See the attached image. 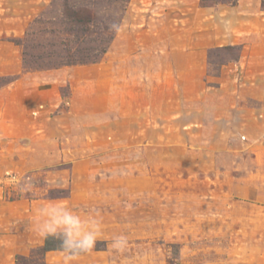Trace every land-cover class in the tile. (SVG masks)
I'll return each mask as SVG.
<instances>
[{
	"label": "rangeland",
	"instance_id": "1",
	"mask_svg": "<svg viewBox=\"0 0 264 264\" xmlns=\"http://www.w3.org/2000/svg\"><path fill=\"white\" fill-rule=\"evenodd\" d=\"M66 3L117 26L100 62L56 61ZM49 202L101 221L71 264H264L261 0H0V264H66Z\"/></svg>",
	"mask_w": 264,
	"mask_h": 264
},
{
	"label": "clouds",
	"instance_id": "2",
	"mask_svg": "<svg viewBox=\"0 0 264 264\" xmlns=\"http://www.w3.org/2000/svg\"><path fill=\"white\" fill-rule=\"evenodd\" d=\"M102 224L97 215L82 216L78 211L63 203L49 202L36 209L35 233L46 240L49 237L60 241V250L66 264H71L81 254L91 252L101 235ZM128 238L121 234L113 237L111 248L123 252Z\"/></svg>",
	"mask_w": 264,
	"mask_h": 264
},
{
	"label": "trees",
	"instance_id": "3",
	"mask_svg": "<svg viewBox=\"0 0 264 264\" xmlns=\"http://www.w3.org/2000/svg\"><path fill=\"white\" fill-rule=\"evenodd\" d=\"M261 6L264 10V0H261ZM63 9L62 15L66 17L67 22L71 25V30H68L66 34L74 38L76 48L72 47L66 50L65 55L56 53V61H60V65L66 66L100 62L107 52L117 26L110 22L106 23L102 29L96 28L97 12L87 6L70 7L66 3ZM38 252L42 259L49 252H62L60 250V241L49 237L45 241L43 240Z\"/></svg>",
	"mask_w": 264,
	"mask_h": 264
}]
</instances>
